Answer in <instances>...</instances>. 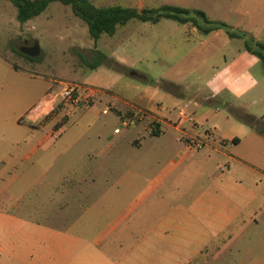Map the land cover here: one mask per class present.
Returning <instances> with one entry per match:
<instances>
[{
    "label": "rangeland",
    "instance_id": "374dc122",
    "mask_svg": "<svg viewBox=\"0 0 264 264\" xmlns=\"http://www.w3.org/2000/svg\"><path fill=\"white\" fill-rule=\"evenodd\" d=\"M91 2L198 8L264 42V0ZM16 14L0 0V82L8 106L0 125L11 132L20 121L30 142L6 147L0 158L9 162L7 199L17 203L9 211L24 218L25 232L66 233L67 242L59 235L52 242L67 243L73 264H264V63L245 50V40L223 30L200 35L172 20L131 19L94 43L70 6L53 2L25 23ZM34 42V60L18 54ZM58 81L99 92L87 105L58 100L50 122L30 127L29 109L58 92ZM141 97L167 122L194 117L200 130L213 131L209 141L224 156L205 147L183 158L180 133L164 125L155 137L134 126L133 109L143 111L138 121L155 117L138 104ZM51 130L54 136L24 160Z\"/></svg>",
    "mask_w": 264,
    "mask_h": 264
},
{
    "label": "crops",
    "instance_id": "0c3cea01",
    "mask_svg": "<svg viewBox=\"0 0 264 264\" xmlns=\"http://www.w3.org/2000/svg\"><path fill=\"white\" fill-rule=\"evenodd\" d=\"M206 14L208 15L207 12ZM209 18L213 20L223 21V20L212 18L210 16ZM191 29L193 32H197L195 28L191 27ZM218 31H215L212 33H216ZM260 35L262 34H258V37H260ZM0 58L5 61L4 58L2 57ZM2 84L3 82H0V112H2L3 108L8 107L6 106V104H3V100L7 98V90L5 87H3ZM51 92L52 91L47 92L44 95V97L39 100L38 104H36L35 106H32L29 109L27 123L30 125V127L38 128L40 125L44 126V124L50 122L48 121V116L52 112L53 107L55 105L53 104V102H51V99H50ZM102 94H103L102 96H104V98L106 99V96L108 94L107 93H102ZM155 94L154 93L152 94L149 92L147 93V95H151V97L154 96ZM184 98L189 100L190 96L183 95V99ZM138 99H139L138 104L146 106L153 116H155L156 118L158 116V119H155L154 117L150 120L136 121L133 123V125L136 126L137 128L140 127L144 131H146L148 134H150V136H155V137H159L161 136V134L164 133V129H163L164 125L180 133L183 136L182 139L184 140L189 136H200L205 143L204 147L201 150H203L205 147H208V150L211 153L222 154L224 156V153L215 145V142L213 141V143H210L209 141L210 136L213 135V131L208 130V129H205L203 131L200 130L198 124L195 122L196 120L194 117H191L189 114H185L189 117L185 121H181V122L180 121L179 122L168 121L167 122L165 121L166 119L163 120L159 116L160 111L157 110L151 104V100L147 99L146 97H141ZM107 104L111 105L113 103L107 102ZM158 108L160 109V107ZM113 109L117 112L118 115L122 114V112L120 110H117L115 107H113ZM132 112L134 111L132 110ZM196 114L197 113H195L194 115ZM190 119L193 120V124L190 122L191 121ZM152 120H154L157 123L156 127H158L159 129L158 134H153L151 132L150 123ZM23 125L24 124L21 123L20 121L16 122L15 126L11 128V132H9V129L7 130L6 127H2L0 125V153L3 151V149H6V147L10 145L15 146L16 149H21L24 143L28 144L30 142L29 141L26 143L25 138H23V136L21 135L22 130H23ZM59 128L60 127H57V129ZM19 132H20V136H19ZM53 136H54V131L51 130L48 134L45 135L43 139L37 142L35 146H33L28 151L26 156H24V160L28 159L31 155H33L41 145L49 141L51 137ZM31 137L33 138V136ZM176 141L181 142L182 140L177 139ZM231 141L233 143H237L240 141V138L232 135ZM133 144L137 146L140 145L138 140L133 141ZM201 150H188L185 148V145H184V147L181 149V155L183 158L185 157L191 158L193 156L194 157L196 156L194 155V153H199V151ZM1 155L2 154H0V156ZM7 156L9 157V155ZM11 157H14V155ZM0 159H1V163H0V264H73L72 251L71 249L68 248L67 243L63 244L60 248H57L56 244L52 242V240L56 239L58 235L60 237H64V241L67 242L68 235L66 233L57 232L55 230L53 231L51 229H48V231L45 230L43 233H39V234L26 233L24 229L25 223H26L24 218L22 216H19L18 213L9 211V208L16 209L17 203H14L7 199L9 196L8 195L9 190L7 187L8 183L5 182L4 177L6 174L9 173L8 171L9 162L7 161L3 162L2 161L3 159L2 158ZM186 167L187 169H189L187 173L190 174V177H192L193 175H196L194 164L190 162V164L187 165ZM172 175L173 173H170L171 177ZM164 178L166 179L165 175L162 176V180ZM157 182H159V180L158 178H155L153 183L155 184ZM197 200L200 201L201 197H199ZM36 225H40V224L37 223ZM112 228H113L112 226L107 227L104 231L108 233L109 230ZM46 239L49 240V246L42 247L40 244V241L46 240Z\"/></svg>",
    "mask_w": 264,
    "mask_h": 264
},
{
    "label": "trees",
    "instance_id": "16d2710c",
    "mask_svg": "<svg viewBox=\"0 0 264 264\" xmlns=\"http://www.w3.org/2000/svg\"><path fill=\"white\" fill-rule=\"evenodd\" d=\"M9 1L16 8V18L21 23H25L37 17L53 2H59L62 5L70 6L73 14L86 24L89 36L94 43L97 42L102 34L108 36L114 35L118 26L125 25L131 19L152 24H156L163 19L172 20L182 25L190 24L200 35H208L212 32L223 30L230 39L245 40V50L264 63V42L249 37L244 31H235L230 25L223 21L209 18L205 11L198 8H188L170 4H162L157 7H143L141 9L121 5L99 7L94 5L90 0ZM18 54L22 55L27 60H34L20 52H18ZM100 56L103 58V55ZM99 63L95 62V64L90 65V67L92 69L96 68ZM12 67L17 69L15 66ZM120 116L122 119L124 118V114ZM136 121H138V119H136ZM156 125L157 123L152 120L150 127L153 134H158L159 129Z\"/></svg>",
    "mask_w": 264,
    "mask_h": 264
},
{
    "label": "built area",
    "instance_id": "2783aa9c",
    "mask_svg": "<svg viewBox=\"0 0 264 264\" xmlns=\"http://www.w3.org/2000/svg\"><path fill=\"white\" fill-rule=\"evenodd\" d=\"M57 85H59V91L55 93H50V99L53 104H56L58 100L61 101H69L74 106L79 105H87L89 102L93 101L96 94L99 92L96 89H90L86 86L69 82V81H58ZM133 118L130 119V123H134L136 119L143 114L141 109H133ZM103 114L107 113L106 109H103ZM185 118L187 115H184ZM193 123V120L190 119ZM185 148L188 150H201L204 147V141L200 136H189L185 140Z\"/></svg>",
    "mask_w": 264,
    "mask_h": 264
},
{
    "label": "water",
    "instance_id": "95a60500",
    "mask_svg": "<svg viewBox=\"0 0 264 264\" xmlns=\"http://www.w3.org/2000/svg\"><path fill=\"white\" fill-rule=\"evenodd\" d=\"M20 52L30 58H35L39 52V45L37 42H34L32 46H22Z\"/></svg>",
    "mask_w": 264,
    "mask_h": 264
},
{
    "label": "flooded vegetation",
    "instance_id": "af4514ba",
    "mask_svg": "<svg viewBox=\"0 0 264 264\" xmlns=\"http://www.w3.org/2000/svg\"><path fill=\"white\" fill-rule=\"evenodd\" d=\"M26 43H24V45H25ZM25 46H27V45H25Z\"/></svg>",
    "mask_w": 264,
    "mask_h": 264
}]
</instances>
